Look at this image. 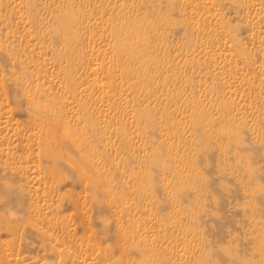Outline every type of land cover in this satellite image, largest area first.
I'll return each instance as SVG.
<instances>
[{"label":"rangeland","instance_id":"1","mask_svg":"<svg viewBox=\"0 0 264 264\" xmlns=\"http://www.w3.org/2000/svg\"><path fill=\"white\" fill-rule=\"evenodd\" d=\"M0 264H264V0H0Z\"/></svg>","mask_w":264,"mask_h":264}]
</instances>
